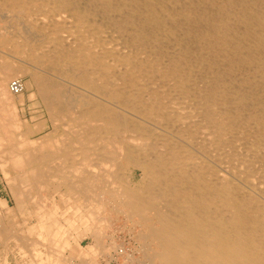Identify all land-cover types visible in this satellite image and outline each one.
<instances>
[{
	"label": "bare ground",
	"instance_id": "obj_1",
	"mask_svg": "<svg viewBox=\"0 0 264 264\" xmlns=\"http://www.w3.org/2000/svg\"><path fill=\"white\" fill-rule=\"evenodd\" d=\"M0 47L62 128L20 131L7 83L30 71L3 64L2 243L31 264H264V0H0Z\"/></svg>",
	"mask_w": 264,
	"mask_h": 264
},
{
	"label": "rangeland",
	"instance_id": "obj_2",
	"mask_svg": "<svg viewBox=\"0 0 264 264\" xmlns=\"http://www.w3.org/2000/svg\"><path fill=\"white\" fill-rule=\"evenodd\" d=\"M7 49V50H6ZM6 56V57H5ZM20 57V58H19ZM7 60V61H6ZM27 61V62H25ZM31 62L30 60H28L25 56H22V55H19L17 54L14 50L12 51L10 48H7V47H0V85H2L1 83L4 81V75L2 74L1 72V69L3 68V64L4 65H7V64H11V65H26L28 66V70L30 71V73H27V72H22L18 75H12L9 77L8 79V83H7V86H8V89H9V84L10 82L12 83L14 80L17 79H21V82L23 83L24 85V91L21 93H12L11 91V94L14 98L15 101H19L18 103L16 102V105H17V110H18V116L19 118L22 116V118H20L22 120V123H23V127L21 126L20 128V131L21 132H25L26 128L28 127H37L39 130L38 132H28L26 133V135L28 136L29 139H38L40 137H44V136H52L54 134L56 135H59L60 133H62V128L60 127L59 124L56 125V123H54V120H52V117L49 113V109H48V106L46 105L47 102L45 101V99L42 97V95L40 94V92L38 91V88H37V85L34 84L36 83L35 81V78L33 77L32 73L31 72H34L36 69L35 67H33L32 63H29ZM3 76V77H2ZM21 77V78H20ZM14 79V80H13ZM28 82V84H27ZM29 87H28V86ZM31 87V88H30ZM35 88V89H34ZM10 90V89H9ZM35 90V91H34ZM31 93V94H30ZM30 95L32 97H29ZM37 95V96H36ZM36 97V98H35ZM23 104H22V103ZM25 103V104H24ZM24 107V108H23ZM22 112V113H21ZM32 112V113H31ZM43 112V113H42ZM50 116V117H49ZM27 120V121H25ZM52 120V121H51ZM29 123V124H27ZM37 123V124H36ZM39 123V124H38ZM47 124V125H46ZM43 128V129H42ZM50 131V132H49ZM52 131V132H51ZM20 133V132H19ZM31 133V134H30ZM1 168V167H0ZM14 175V174H13ZM136 179H139V175L137 174L136 176ZM9 185V186H8ZM11 185L10 183L8 182L7 183V179L6 177L4 176V173L2 172V170L0 169V200L3 198V199H8L9 202H10V205L11 206H14V200H13V197H12V194H11V190L10 188ZM47 196L49 197L48 199H46L45 203L46 205H48V207L50 206L53 207L54 206V203L55 202H58L59 206H61L62 208L64 207V199L62 197H60L59 195L58 196H54L53 197V193L50 191L47 193ZM51 198V199H50ZM60 198V199H59ZM53 199V200H52ZM63 199V200H62ZM56 200V201H55ZM59 200V201H58ZM1 203V202H0ZM31 204V208L34 206V203H30ZM62 204V205H61ZM33 205V206H32ZM34 208V207H33ZM0 213H4V207L0 204ZM35 211V210H34ZM63 211V210H61ZM70 214V213H69ZM24 216V217H23ZM10 219L8 218H5L4 220H11V221H15L14 223L18 224V226H21L20 228H24V232L27 233V225L29 226L30 224L34 225V223L38 222L37 221V218L36 217H33L31 218V216L27 219V223L25 222V215L21 214V212L19 213L18 211H15V216H9ZM24 218V219H23ZM14 219V220H13ZM23 219V220H22ZM115 219L113 218V226H112V229H108L106 230V232L108 233V235H114L116 237V240H118L117 242H122L124 241L125 245L130 249L129 251H132L133 248L135 247L136 249L139 248V244L136 243L134 241V237H132V235H130V233L127 231V228L124 227L125 224L126 226H130V225H127V223L124 222L123 219H121V221H114ZM19 222H20V225H19ZM23 222H25V224H23ZM29 222V223H28ZM34 222V223H33ZM125 223V224H124ZM27 224V225H26ZM24 225V226H23ZM16 225V227H18ZM119 227V228H118ZM121 227V228H120ZM118 228V229H117ZM116 229V231L114 230ZM120 229V230H119ZM112 230V231H111ZM115 231V232H114ZM127 231V232H126ZM105 232V233H106ZM1 237V236H0ZM71 237V235H70ZM65 238V236L63 237ZM110 238V237H108ZM107 238V239H108ZM130 238V239H129ZM2 240H3V237H1V242H0V250L1 252H4V253H0V264H31V260L32 257L30 255H27V258H25V256H23L22 253H19V248L16 247V243L14 242L13 239L7 241L6 243H2ZM71 240V239H70ZM13 241V242H12ZM92 241V239L90 237H85L83 240H82V245L83 246H86L88 245L90 242ZM111 241V240H110ZM11 242V243H10ZM134 242V243H133ZM4 244H5V247H4ZM73 245L75 244L74 242L72 243ZM15 245V246H14ZM9 246V249L11 250V247H13L10 252L9 250H7ZM134 246V247H133ZM6 248V249H5ZM74 249L77 250V248L75 247L74 245ZM105 250V249H104ZM6 251H8V256L6 257V259H4L5 257V254H6ZM13 251V253H12ZM17 251V252H16ZM107 251V250H106ZM105 251V252H106ZM70 252V251H68ZM101 253L100 252H97L95 255L96 258H95V261L97 264H125V263H131V258L126 259L128 260L127 262L125 261V258L124 256H121V255H116L115 258L113 257H110L109 255H107L106 253ZM137 252H140L139 250ZM100 253V254H99ZM2 254V255H1ZM20 254V255H19ZM103 256H102V255ZM115 254V253H114ZM15 255V257H14ZM140 256L139 253H137V256ZM23 258H22V257ZM99 257V259H97ZM17 258V259H16ZM29 260V261H28ZM6 263H5V262ZM20 261V262H19ZM25 261V262H24ZM123 261V262H122ZM17 262V263H16ZM19 262V263H18ZM24 262V263H23ZM136 263V262H135Z\"/></svg>",
	"mask_w": 264,
	"mask_h": 264
},
{
	"label": "built area",
	"instance_id": "obj_3",
	"mask_svg": "<svg viewBox=\"0 0 264 264\" xmlns=\"http://www.w3.org/2000/svg\"><path fill=\"white\" fill-rule=\"evenodd\" d=\"M20 85L23 86L22 82L16 79L11 83V89L17 91L22 88Z\"/></svg>",
	"mask_w": 264,
	"mask_h": 264
}]
</instances>
